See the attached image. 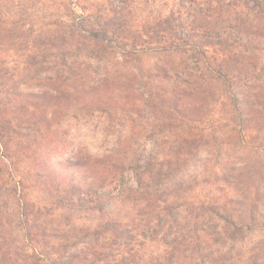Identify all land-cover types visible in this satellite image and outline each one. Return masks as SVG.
<instances>
[{
  "label": "rangeland",
  "instance_id": "obj_1",
  "mask_svg": "<svg viewBox=\"0 0 264 264\" xmlns=\"http://www.w3.org/2000/svg\"><path fill=\"white\" fill-rule=\"evenodd\" d=\"M103 29L105 41L82 38ZM64 44L62 70L44 55ZM20 94V109L3 110L5 97ZM28 94L72 105L44 101L40 114L23 109ZM0 125L10 153L20 143L12 129L44 143L17 172L0 149V192L27 178L31 234L48 235L35 264L55 263L64 220L34 175L58 183L55 170L72 161L81 165L74 175L91 171L112 193L134 188L139 161L146 180L161 174L164 198H177L182 218L207 208L193 264H264V0H0ZM115 165L123 175H112ZM3 202L0 193V242L16 253L6 264H31L24 256L34 250L8 228ZM251 212L258 223L248 229L237 217Z\"/></svg>",
  "mask_w": 264,
  "mask_h": 264
},
{
  "label": "trees",
  "instance_id": "obj_2",
  "mask_svg": "<svg viewBox=\"0 0 264 264\" xmlns=\"http://www.w3.org/2000/svg\"><path fill=\"white\" fill-rule=\"evenodd\" d=\"M106 36V29H103L93 30L82 38L93 41L101 38L102 41H105ZM64 46L65 44L58 49L56 48V51L49 48L50 53L44 55L49 56L48 54H51L52 61L53 59L54 61L58 60L62 70L66 68L68 61L65 56L67 51L64 48L69 51L71 47ZM81 46H76L77 51L80 52L78 47ZM28 96L32 102L24 106L23 109L29 106L40 114L44 112V109L42 111L39 109L44 101H46L45 108L49 107L52 99L54 104L59 107L60 105L71 107L72 105L57 95L54 98L45 97L41 94H28ZM24 98L26 96L23 94L14 96L12 100L5 97L6 103L3 110H10L9 113H12L16 109H20L19 102H27L24 101ZM18 99L20 101L16 102ZM78 100L80 99L77 98ZM19 127L21 126H16L18 129ZM29 129V126L23 128L24 131ZM12 131L14 134H18L20 142L17 146L18 151L8 152L7 142L3 144L0 142V149H3V153L8 152L6 157L9 167L13 166L12 171L17 172L19 163L42 153L39 147L44 143H35V140L29 142L27 134L20 136V133L13 129ZM35 131L39 132V128H36ZM0 133L1 135L5 133V128L1 125ZM2 137L5 138V136ZM34 145H37L38 148L33 147ZM70 164L67 166L68 168L62 167L55 170L57 174L54 178L59 180L58 183L51 180L50 175L44 176L40 171L34 175L38 180L37 185L44 188L43 192L46 196H44L43 201L48 202L64 220V227L61 232L64 243H56L58 245L56 251L58 258L54 260L55 263L53 262V264H61V262L63 264H193L196 229L201 217L200 213L207 211V208L204 206L197 208L196 214L187 209V216L182 218L179 215L177 198H173L171 202L164 198V188L161 186L160 180L161 174L158 177L149 176L146 180V172L139 161L133 166L136 183L134 188L127 190H117L118 188H116L117 192L115 193L110 191L109 187L111 186H106L105 178L98 182L94 179L91 171L85 172L82 176L74 175L71 169L81 168V165L78 161H72ZM113 167L117 169L112 174L114 176L118 177L125 172L121 166L115 165ZM158 171L161 172L160 169ZM100 173L102 172H97V174ZM17 178L16 184L12 182V184L9 183V185L6 184V186L1 187L0 193L4 197L3 211L6 212L4 217L8 228L16 227L18 232L21 231L23 233L22 238L34 250V254L30 257L24 256V262L27 263L28 259L31 264H35V259L40 258L37 248H48L46 246L48 242L46 236L48 235L44 230L31 234L36 223L34 219H37L34 216L37 213L34 211V205L30 200V187L24 184L27 178L21 176ZM115 179L113 178L108 185H111ZM10 198L14 199L12 207L7 202ZM5 199L7 200L5 201ZM148 210L150 211L148 212ZM245 215L238 214V221L245 225L244 221L247 220L248 229L255 228L253 225L258 222L253 217L252 212L249 216ZM225 220L229 224L235 225L232 214L229 213ZM10 231L12 230H9L8 233ZM2 240L0 242V264L13 262L16 253L10 250L9 243H6L5 239ZM61 248H64L63 252H61ZM50 257H47L46 260L49 261Z\"/></svg>",
  "mask_w": 264,
  "mask_h": 264
}]
</instances>
